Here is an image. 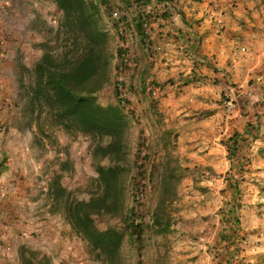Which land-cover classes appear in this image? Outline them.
I'll list each match as a JSON object with an SVG mask.
<instances>
[{
  "label": "rangeland",
  "instance_id": "rangeland-1",
  "mask_svg": "<svg viewBox=\"0 0 264 264\" xmlns=\"http://www.w3.org/2000/svg\"><path fill=\"white\" fill-rule=\"evenodd\" d=\"M235 2L231 0L230 6L234 7ZM1 4L4 7L0 6V69L9 64L6 70H0V81L4 84L0 88V97L6 99L2 103L4 107H14L15 102L19 103L17 77L23 68H30L40 55L38 43L55 28L57 12L49 1L31 0L26 5L31 21L25 27V18V21L20 19L16 23L8 21L12 8H19L20 14L24 12L25 5L13 4L12 7L9 0H0ZM119 4L116 3L117 6ZM160 4H163L160 0H151L143 13L148 14L147 10L156 8V12L161 14L165 9L163 6L157 7ZM174 8L179 19L178 11L181 9L177 5ZM255 8L264 10V0H257ZM152 16L150 14L149 17ZM211 17L213 19L216 15ZM253 18L260 19L257 16ZM214 22L220 24V19H214ZM23 23L24 26H21ZM111 23L108 21L105 24L113 37V45H119L125 38L130 42L125 50L130 65L124 64L117 79L120 77L118 80H124L122 98L134 112V122L130 127L132 153L136 146H140L137 144L141 136L148 139V146L141 150L148 156V168H152L153 174H156L157 170H153L157 157L154 134L157 127H173L175 137L172 136L170 150L183 167L194 170V175L185 173L177 186V194L162 208L166 224L170 226L165 235L166 246L161 244V235L146 231L141 264H152L154 255L162 254L165 249L168 253L166 264H218L211 246L219 228V213L228 208L226 202L230 191L226 189L222 192L226 184L223 176L235 168L230 167L221 142L234 129H240L246 118L254 120L253 111H264V46L255 44L247 50L249 44L239 45L241 47L235 49L236 53L227 51L224 53L228 54L227 57L214 62L219 65H212L216 76L208 75L204 73L205 68H196L195 63L191 65V58L194 57L191 56L197 55L195 51L198 45L191 50L153 48L148 51L149 58L146 56L143 59L136 47L133 30L129 28L130 19L120 25L123 34L119 28L116 32ZM260 24L262 26L258 27L257 33L264 41V20ZM150 30L148 22L146 39ZM239 41H243L242 37ZM7 45L10 47L7 48ZM169 53L173 55L169 56ZM165 57H170L171 61L159 64L155 69L153 63L157 60L163 63ZM207 62L201 61L199 67L209 68ZM253 64L256 67L253 68ZM144 66L148 72L144 86H160L162 93L158 98H154L145 87L143 91L139 89L142 79L140 71ZM154 72L158 77L155 78ZM114 81L112 74L111 80L95 92L100 103L106 105L115 102ZM167 92L171 95L167 96ZM225 99L234 107L228 109L223 105ZM151 102L155 103L157 112L153 118L148 115ZM159 102H162V107H159ZM0 111V157L6 159L5 170L0 174V188L4 187L8 192L3 205L4 215L0 219V233L12 246L9 254L0 251V264H17V247L21 244L35 251L40 261L45 258L52 264H96L87 257L83 243L67 234V226L62 219L48 212L49 202L45 194L48 181L57 169V158H64L65 155L73 165L72 171L62 178L65 186L80 188L96 177L86 138L81 134L68 136L52 127L48 128L52 134L50 139L40 132L38 123L13 124V115L6 118L7 111L1 106ZM19 125L22 126L17 127ZM139 129L142 131L139 132ZM179 129L182 132L179 133ZM261 132H264V120ZM249 143L252 152L247 150V145L242 149L246 153L243 156L250 161L242 171L244 180L240 182V200L236 210L241 221L240 237L243 239L236 261L241 264H264V195L259 191L260 186H264V159L257 151L262 140L258 138ZM153 180L156 181V178ZM145 191L151 193L149 184ZM150 196L140 211L150 208ZM27 220L32 221L29 226L42 229L43 235L22 236L21 230ZM96 224L104 228L107 224L119 225L120 222L117 217H99ZM125 253L127 264H135L136 258L128 257V247H125Z\"/></svg>",
  "mask_w": 264,
  "mask_h": 264
},
{
  "label": "trees",
  "instance_id": "trees-1",
  "mask_svg": "<svg viewBox=\"0 0 264 264\" xmlns=\"http://www.w3.org/2000/svg\"><path fill=\"white\" fill-rule=\"evenodd\" d=\"M39 1H49L55 6L56 26L38 43L41 51L38 58L18 75L19 103L15 102L14 107L6 106L8 116L13 115V124L38 123L40 132L50 139L52 134L48 131L52 127L68 136L81 134L86 138L96 177L83 187L68 188L62 178L72 171V162L67 155L57 158V169L45 191L48 212L62 219L67 234L83 243L87 257L94 263L127 264L125 247H128V257L136 258L135 264H141L144 233L161 235V244L166 246L165 235L170 226L166 224L162 208L177 194V186L185 173L194 175V170L183 167L170 150L172 136L175 137L173 127H157L154 134L157 157L153 170H157L156 174L148 168V156L141 150L148 146V139L140 135L137 145L141 147L136 146L134 152L131 151L130 127L134 112L122 98L124 80L117 79L124 64L130 65L129 55L120 45H113V37L105 23L112 21L117 32L120 25L130 19L129 28L138 38L136 47L140 56L149 58L151 48L147 45L145 30L150 12L143 11L151 0ZM172 1L160 0L164 7ZM113 12H117L116 18ZM160 15L167 17L168 12L164 10ZM123 54L127 56L126 61ZM147 73L146 67H142L139 84L142 91ZM112 74L115 76V102L104 105L94 94L111 80ZM154 104L151 102L148 106L150 118L157 114ZM253 117L254 120L246 118L240 129H234L221 142L230 167L235 168L223 176L226 184L222 192L228 189L230 194L226 202L228 208L219 213V228L211 246L218 264H241L236 261L243 241L236 210L240 182L244 180L242 171L250 161L243 156L246 155L243 146L247 145V150L251 151L249 141L260 138L262 144L257 151L264 159V132H261L264 111H253ZM5 165L6 159L1 156L0 174ZM147 184L151 186V193L145 191ZM259 191L264 195V186H260ZM149 195L150 208L140 211ZM99 217H117L120 224L99 228L96 224ZM17 258V264H52L49 259L40 261L35 251L22 244L17 247ZM167 260L165 249L162 254L154 255L152 264H166Z\"/></svg>",
  "mask_w": 264,
  "mask_h": 264
},
{
  "label": "crops",
  "instance_id": "crops-1",
  "mask_svg": "<svg viewBox=\"0 0 264 264\" xmlns=\"http://www.w3.org/2000/svg\"><path fill=\"white\" fill-rule=\"evenodd\" d=\"M9 1L12 7H14L13 4H15L18 6L25 5V8L24 12L22 11L23 13L20 14L19 8H12L11 13H9L8 21L16 23L20 19L24 20L25 18V27H27L31 18L29 17L30 12L26 5L31 0H26L27 2H23V0ZM236 1L234 7L230 6L231 0H173L166 7H164L163 4L157 5V7L163 6L168 12V16H161L156 12V8L147 10L150 14H153V16L148 19L149 28L151 30L146 39L147 45L151 49L162 48L169 50H173V48L191 50L198 45L197 50L195 51L197 55L192 54L191 56H194L191 58V65L193 66V63H195L196 68L206 69L204 73L216 76V71L211 66L219 65L214 62L221 60L223 57H227L228 54H224L227 51L229 53H236V48H240L247 44H249L247 50H249L250 46H255V44L264 46V41L261 40L259 36L260 34L257 33L259 31L258 27L262 26L260 22L264 20V10L255 8L257 0ZM174 5L179 6L182 11H178V15H180L179 19L176 18L177 13L174 12ZM167 8L169 10H167ZM222 10L224 11L222 12ZM17 15L20 16L17 17ZM21 15L23 16L21 17ZM211 15H216V17L212 19ZM254 16L260 17V19L254 20ZM214 19H220V24L214 22ZM1 24L2 23H0V26ZM21 26H24V23L21 24ZM241 37L243 41L240 42L239 40ZM137 39L138 38L135 36L136 42L138 41ZM9 47L10 45H7V48ZM10 51L11 48L9 49V52ZM172 55V53H169V56ZM7 56H9V54H7ZM262 57L264 58V55ZM164 59L165 62L163 61V63L158 60L153 63L155 69L159 64L161 65L165 64L166 61H171L170 57H165ZM201 61H208L207 64L209 65V68L204 66L199 67V65H202L200 64ZM8 64L9 62L0 70H6ZM255 65L256 64H253V68L256 67ZM154 75L155 78L158 77L155 72ZM3 86V82L0 81V88ZM166 95L170 96L171 93L167 92ZM4 100L6 99L0 97V106L2 109H6L7 112L5 117L7 118L8 110L2 105ZM168 103L169 102L166 104L168 105ZM179 127H181V125ZM180 132H182V130L179 129V133Z\"/></svg>",
  "mask_w": 264,
  "mask_h": 264
},
{
  "label": "built area",
  "instance_id": "built-area-1",
  "mask_svg": "<svg viewBox=\"0 0 264 264\" xmlns=\"http://www.w3.org/2000/svg\"><path fill=\"white\" fill-rule=\"evenodd\" d=\"M2 8L4 7L3 4L0 5ZM113 15L114 16H117V12H113ZM147 27V26H146ZM119 32L121 34H123V31H122V28H120ZM146 32V30H145ZM120 47L123 49V50H126L127 47L130 45V42H129V39L125 38L123 40L120 41L119 43ZM123 57H124V61L127 60V56L126 54H123ZM118 79H121L120 77ZM145 89L154 97V98H158L160 97V94L162 93V89L160 88V86H154L152 84H148L145 86ZM223 105H225L228 109H231L232 107H234V105L230 102H226L225 100L222 102ZM159 107H162V102H159ZM7 190L6 188L4 187H1L0 188V219L3 217L4 215V211H3V205L5 204V200H6V195H7ZM21 221V220H20ZM32 221H29L27 220L26 221V224H25V227L22 228L21 230V235L22 236H33V235H43V230L40 229V228H33L31 226H29V224L31 223ZM6 240L3 238V236H1V233H0V251H2L3 253L5 254H9L11 249H12V246L11 244L6 241Z\"/></svg>",
  "mask_w": 264,
  "mask_h": 264
}]
</instances>
